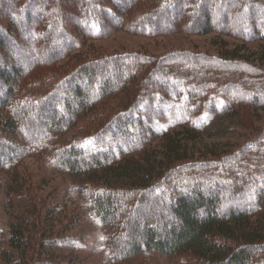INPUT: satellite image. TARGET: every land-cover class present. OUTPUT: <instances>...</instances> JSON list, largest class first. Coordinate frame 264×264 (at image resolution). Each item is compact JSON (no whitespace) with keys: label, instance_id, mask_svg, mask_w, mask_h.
<instances>
[{"label":"trees","instance_id":"16d2710c","mask_svg":"<svg viewBox=\"0 0 264 264\" xmlns=\"http://www.w3.org/2000/svg\"><path fill=\"white\" fill-rule=\"evenodd\" d=\"M108 28L264 43V0H0V48L18 59L13 68L1 60L0 169H14L27 146L49 147L52 163L73 178L69 197L103 228L110 264L152 253L189 264H264V216L251 221L264 209V129L251 127L264 112L263 61L226 45L212 56L125 53L76 60L67 75L47 72L35 90L22 87ZM119 95V110L105 114L100 106ZM179 108L188 119L166 123ZM35 115L48 117L47 127L27 142ZM197 115L251 134L198 156ZM61 202L0 232V264H76L54 261Z\"/></svg>","mask_w":264,"mask_h":264},{"label":"rangeland","instance_id":"374dc122","mask_svg":"<svg viewBox=\"0 0 264 264\" xmlns=\"http://www.w3.org/2000/svg\"><path fill=\"white\" fill-rule=\"evenodd\" d=\"M2 25L8 27L7 23H2ZM105 31L109 32L101 38L87 40L84 44L80 42L82 45L79 43L78 47L72 48L73 51L70 57L63 58L56 62L52 68L36 74L34 73V76L30 75L24 78V84L26 85L22 87L31 91L32 89L35 90L36 87L34 84L38 83L32 82H34V80L43 81L42 76L47 72H52L56 79H58L59 76L67 75L69 71L68 67L76 60L83 59L87 61L104 56L123 55L125 53H140L141 55H146L153 59H160L163 58L162 56L183 51L190 54L203 53L212 56L218 55V52H221L220 49H218L219 45H226L229 48L245 49L246 53L242 54L246 55V58L256 62L262 60L264 65V52H262L264 51L263 42L243 43L215 33L210 35H185L178 32L173 34H161L158 36H146L130 34L121 29L111 31V33L109 28ZM13 36L16 38V34ZM5 43L7 47L11 42L7 39ZM59 50V52H62L63 48ZM6 58L9 59L7 60V65L9 67L13 68V65H17L18 61L16 60L18 59L8 53L7 50L5 51V49L0 48V68L1 65H3L1 60L4 59L3 61H6ZM11 58L15 59L16 63L13 62L12 64ZM27 63L28 64L25 65L26 69L31 67V63ZM94 96L95 94L91 92L88 93V98L92 99ZM119 101L120 95L117 99H110L107 101L105 105L100 106V109H103L105 114L110 115V111L113 110V112H115L119 110V108H117ZM181 109L182 108L176 109V112H171V115H168V111L166 113V123H169V121L173 123L175 119L176 122H178L176 123L177 125L181 123V121H179L180 119L187 120L188 118L183 115ZM199 117V115L193 117L196 122L200 119V122H197L195 126L201 123L203 124L202 130L197 131L198 139L196 151L198 152V156L207 155V153H211L210 151H216V153L223 152L229 147L246 140L248 135L251 134L249 130L245 129L247 130L245 131L241 128H237L238 132H236L234 125L228 119L217 117L212 120L208 118H202L201 120ZM259 117L261 120H252V122L249 120V124L250 122L251 125L255 123L257 129H264L263 111L259 112ZM47 119L48 117L44 116H34L32 122L36 124L35 128H37L33 130L27 129L28 131L26 133L23 132V136L27 142L38 140L40 134L47 127L45 124ZM192 119L191 121H193ZM245 120L246 123H248L247 119ZM78 125H76V127ZM255 126L253 125L251 127ZM11 139V137H8L3 140L5 144L13 146V139ZM48 148L46 146L37 150L36 148L27 146L26 152L25 149H23L26 154L16 164L14 169L8 168L9 170L7 169L6 171L0 169V232H6L8 227L19 218L24 216L32 218L31 216L34 212L39 211V213L41 212L45 215V210L49 205L51 206L57 202L58 204L62 203L61 200H63L66 204L65 212H61L54 224L56 232L54 241L57 243L54 261L71 260L76 264H110V257L108 258L105 249L103 228L98 224L97 220L89 218L86 212L83 210L81 211V205H79L75 199L69 197V193H71L74 188L73 178L69 174L61 172L58 166L52 163ZM17 176L23 181L19 183L23 184L20 189L17 188L18 184L13 183L14 180H17ZM13 188L17 189L14 193H12ZM35 199L38 201L41 200L43 206H37L36 209L33 208ZM254 214L255 218L251 219L252 222H256V220L264 216V209L256 210ZM262 221L261 223L264 225V217H262ZM189 263L190 261L187 257L170 259L161 254L152 253L133 257L131 260L119 264Z\"/></svg>","mask_w":264,"mask_h":264}]
</instances>
